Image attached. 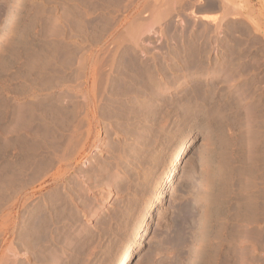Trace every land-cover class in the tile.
<instances>
[{"label":"rangeland","instance_id":"1","mask_svg":"<svg viewBox=\"0 0 264 264\" xmlns=\"http://www.w3.org/2000/svg\"><path fill=\"white\" fill-rule=\"evenodd\" d=\"M135 97L159 114L125 156L145 209L78 264H264V0H0V264L35 263L18 222L56 204L65 174L97 200L81 230L113 217L125 172L97 188L87 172L127 134L115 99Z\"/></svg>","mask_w":264,"mask_h":264},{"label":"bare ground","instance_id":"2","mask_svg":"<svg viewBox=\"0 0 264 264\" xmlns=\"http://www.w3.org/2000/svg\"><path fill=\"white\" fill-rule=\"evenodd\" d=\"M224 1V0H223ZM229 1V0H226ZM177 2V1H176ZM175 3V2H174ZM226 4V3H225ZM224 4V6H225ZM228 4V3H227ZM227 6V5H226ZM225 6V7H226ZM229 6V5H228ZM242 6V5H241ZM231 7V6H230ZM229 7V8H230ZM224 9V8H223ZM227 9V7H226ZM231 9V8H230ZM234 9V8H233ZM229 10V9H228ZM173 11V10H172ZM175 11V10H174ZM227 11V10H226ZM228 12V11H227ZM170 13V12H168ZM167 13V14H168ZM165 14V13H164ZM202 19L204 20H213L216 21L218 19L217 16L215 15H202L201 16ZM198 61V60H197ZM155 63V62H154ZM164 63V62H163ZM170 63V62H169ZM184 63V62H183ZM186 63V62H185ZM214 63V62H213ZM217 63V62H216ZM114 64V63H113ZM116 64V63H115ZM139 64V63H138ZM149 64V63H148ZM160 64V63H159ZM165 64V63H164ZM168 64V63H167ZM173 64V63H172ZM193 64V63H192ZM212 64V63H211ZM215 64V63H214ZM109 65V64H107ZM143 65V64H142ZM153 65V64H152ZM156 67V64H154ZM153 65V66H154ZM169 65V64H168ZM186 65V64H185ZM205 64H201L200 67L202 69H205L204 66ZM216 65V64H215ZM219 65V64H218ZM224 65V64H223ZM113 66V65H112ZM149 66V65H148ZM162 66V65H161ZM189 66V65H188ZM195 66V65H194ZM205 66L211 67L208 64H206ZM217 66V65H216ZM103 67V66H102ZM144 67V66H143ZM167 67V66H166ZM197 67H199L197 65ZM199 67V68H200ZM207 67V68H208ZM213 67V66H212ZM100 68V67H99ZM132 68V67H131ZM153 68V67H151ZM161 68V67H158ZM186 68V67H185ZM206 68V70H207ZM214 68V67H213ZM218 68V67H217ZM134 69V68H133ZM164 69V68H163ZM174 69V68H173ZM176 69V68H175ZM180 69V68H179ZM215 69V68H214ZM213 69V70H214ZM99 70V69H98ZM181 70V69H180ZM199 70V69H198ZM212 69H209L208 71H210ZM216 70V69H215ZM223 70V69H222ZM148 71V70H146ZM174 71V70H173ZM176 71V70H175ZM194 71V70H193ZM196 71V70H195ZM103 72V71H102ZM105 72V71H104ZM126 72V71H125ZM186 72V71H185ZM211 72V71H210ZM166 73V72H165ZM178 73V71H177ZM207 73V72H206ZM100 75V73H98ZM97 74V75H98ZM167 74V73H166ZM220 74V73H219ZM109 75V74H108ZM123 75V74H122ZM121 75V76H122ZM125 75V74H124ZM137 75V74H136ZM146 75V74H145ZM176 75V74H175ZM105 76V75H104ZM112 76V75H111ZM154 76V75H153ZM156 76V75H155ZM162 76V75H161ZM193 76V75H192ZM103 77V76H101ZM99 76V78H101ZM128 77V76H127ZM173 77V76H172ZM175 77V76H174ZM107 78V77H106ZM121 78V77H120ZM152 79V78H150ZM159 79V78H158ZM171 79V78H170ZM214 79V78H212ZM211 79V80H212ZM121 80V79H120ZM124 80V79H123ZM167 80V79H166ZM219 80V78H218ZM96 81V80H95ZM131 81V80H130ZM157 81V80H156ZM180 81V80H179ZM216 80H214L213 82H215ZM100 84V81H98ZM106 82H109L106 80ZM134 82V81H133ZM206 82V81H205ZM104 83V81H103ZM127 83V82H126ZM132 83V82H131ZM163 83V82H162ZM201 83V82H200ZM210 83V81H209ZM207 83V84H209ZM217 83V81H216ZM219 83V82H218ZM224 83H225V79H224ZM96 84V83H95ZM97 84V85H98ZM106 84V83H105ZM120 84V83H119ZM138 84V82H137ZM196 84V83H195ZM102 85V84H101ZM133 85V84H132ZM199 85V84H198ZM213 85H216L215 83ZM121 86V85H120ZM137 86V85H136ZM135 86V87H136ZM141 86V85H140ZM159 86V85H158ZM100 87V86H99ZM104 87V86H103ZM132 87V86H131ZM215 87V86H214ZM98 88V87H97ZM142 88V87H140ZM147 88V87H146ZM201 88V87H200ZM205 88V87H204ZM218 88V87H216ZM232 88V87H231ZM100 89V88H99ZM112 89V88H111ZM127 89V88H126ZM135 89V88H133ZM131 89V90H133ZM196 89V88H195ZM105 90V89H104ZM152 90V89H151ZM154 90V89H153ZM209 90V89H208ZM96 91V90H95ZM120 91V90H119ZM185 91V90H184ZM100 92V91H99ZM136 92V91H135ZM143 92V91H142ZM200 92V91H199ZM205 92V91H204ZM231 92V91H229ZM86 93V92H85ZM133 93V92H132ZM201 93V92H200ZM232 93V92H231ZM102 94V93H101ZM117 94V93H115ZM140 94V93H139ZM154 94V91H153ZM216 94V92H215ZM230 94V93H229ZM134 95V94H133ZM138 95V94H137ZM152 95V94H151ZM199 95V94H198ZM202 95V94H201ZM212 95V93H211ZM231 95V94H230ZM90 96V95H89ZM213 96V95H212ZM145 97V96H144ZM155 97V96H154ZM157 97V96H156ZM181 97V96H180ZM209 97V96H208ZM228 97V96H227ZM230 97V96H229ZM238 97V96H236ZM236 97L234 98L236 100ZM215 98V97H214ZM213 97L211 98L212 100L214 99ZM240 98V97H239ZM237 98V99H239ZM87 99V98H86ZM85 99V101H86ZM111 99V98H110ZM109 99V100H110ZM123 99V98H122ZM122 99H115V104L117 102L120 104V106H116L115 104V108L112 106L110 107V105L106 106L107 111H109V107L111 108V110L109 111V113H111V122L112 124H114L116 127H124L125 129V133L127 132V134L125 135V138H115L112 143L113 146L108 144V148L113 147V151L112 153L107 154V159L105 160V162L100 163L97 167L95 165V168H93L89 173L87 172V178L88 181L90 182V184L92 185V187L97 188L98 186L101 187L102 185H106L108 183H112L113 179L115 176L119 175L117 174L120 171L125 172L126 176L124 177H117L118 179H116L120 190L122 191V193L124 194V198L125 201L122 203L121 206H119V208L116 210L115 213H113V217L111 214V217L109 218H103V221H101V228L98 231H93V230H89L87 228H83L82 230L80 229L81 227V217L82 214H88L89 212H91L93 210V208L95 207V205L97 204V200L95 198H92L91 196H89L88 191L86 190V186L83 187L81 184L75 182L72 180H70V177L68 174L64 175V179H62L63 181H65L66 185H65V192L60 193L62 195H59L57 197V201L60 199V205L59 201L56 204L53 202H50L52 204L47 206V205H32V219L29 222H26L27 224H23V227L25 226L26 229L24 231H22V221L18 222V246L20 249H29V250H33L35 252L34 253V257L33 254H31L30 259H34L35 263L34 264H78V256L84 254L85 252L87 253L88 251H86L88 249L89 246H91L92 244H95L96 242H98L99 238H102V236L104 237H113L114 241L112 243H116L118 241V239H116L117 237H119V235H125L127 234L126 232H128L127 230L129 229V224H131L130 220H137L140 215L142 214V210H144V203L143 200H145V194L144 192H142V190H140L141 188H143V186L138 185L137 182H135V179L133 177L132 173H129V171L127 169V160L125 161V156L128 157L129 152H133V148H132V142H136L137 144H144L145 142V135H144V130L146 128V124L147 123H151V122H156L157 120V115L159 114H155L157 111L153 110L152 111V115L151 113L145 112L146 108L143 110L141 109V107H139L137 105V99L139 98H134V99H129V100H122ZM203 99V98H202ZM208 99V98H207ZM211 99H210V103H211ZM233 99V100H234ZM108 100V101H109ZM145 100V99H144ZM216 100V99H215ZM240 100V99H239ZM238 100V101H239ZM84 101V103H85ZM112 101V100H111ZM143 101V100H142ZM221 101V100H220ZM228 101V100H227ZM237 101V100H236ZM110 102V101H109ZM114 103V101H112ZM155 102V101H154ZM178 102V101H177ZM235 102V101H234ZM240 102V101H239ZM205 103V102H204ZM217 103V102H216ZM224 103V102H221ZM233 103V102H232ZM238 103V102H235ZM83 104V101H82ZM108 104V102H107ZM139 104V103H138ZM156 104V103H155ZM185 104V103H184ZM207 104H209V102H207ZM81 105V102H80ZM86 106V104H83ZM158 105V103H157ZM180 105V104H179ZM211 105V104H210ZM217 105V104H216ZM221 105V104H220ZM229 105V104H228ZM190 106V105H189ZM224 106V105H223ZM230 106V105H229ZM239 106V105H238ZM80 108V107H79ZM85 108V107H84ZM103 108V107H102ZM152 108V107H151ZM156 108V107H155ZM180 108V107H178ZM189 108V107H188ZM150 109V107H149ZM177 109V108H176ZM190 109V108H189ZM192 109V108H191ZM227 109V108H226ZM229 109V108H228ZM81 110H84V112L86 113L85 109H83V106L81 108ZM148 110V109H147ZM206 110V109H205ZM221 111V108L218 109ZM225 110V109H224ZM235 110V109H234ZM102 111V110H101ZM162 111V110H160ZM174 111V110H173ZM191 111V110H190ZM189 111V112H190ZM215 111V110H214ZM76 112V111H75ZM84 112L82 115H84V118L82 120H84L85 118H87L89 116V114L93 113V106L91 105V107H89V114L87 117H85ZM151 112V111H150ZM208 112V111H207ZM212 112V111H211ZM218 112V111H217ZM70 113V112H69ZM108 113V112H107ZM109 113L107 115H109ZM159 113V112H158ZM167 113V112H166ZM67 114V113H66ZM171 114V113H170ZM4 115V114H3ZM71 115V114H70ZM156 115V116H153ZM167 115V114H166ZM173 115V114H172ZM170 116V115H169ZM188 116V115H187ZM69 117V116H68ZM80 117V116H79ZM78 117V118H79ZM83 117V116H82ZM90 118L92 117L89 116ZM95 117V116H94ZM94 117H92L94 119ZM107 117V116H106ZM109 117V116H108ZM172 117V116H171ZM185 117V116H184ZM183 117V118H184ZM209 117V116H208ZM216 117V116H215ZM225 117V116H224ZM103 118V117H102ZM189 118V117H188ZM74 119V118H73ZM92 119V120H93ZM67 120V119H66ZM96 120V119H95ZM107 120V119H106ZM110 120V119H108ZM3 122V121H2ZM86 122L81 121V123ZM96 122H94L95 124ZM108 123V122H107ZM7 124V123H6ZM66 124V123H65ZM70 124V123H69ZM88 124V122H87ZM92 124V123H91ZM99 124V123H98ZM108 124H110L111 127V123L109 122ZM155 124V123H154ZM154 124H151L150 126L152 127ZM76 125V124H74ZM85 125V124H84ZM83 125V126H84ZM77 126V125H76ZM82 126V127H83ZM63 127V126H62ZM81 127V126H79ZM87 127V126H86ZM95 127V126H94ZM84 128V127H83ZM107 128V127H106ZM114 128V127H112ZM75 129V128H74ZM86 129V128H85ZM90 129V128H89ZM119 129V128H118ZM121 129V128H120ZM82 130V129H81ZM80 130V131H81ZM110 130V128H109ZM108 130V131H109ZM112 130V129H111ZM116 130V129H115ZM163 130V129H161ZM5 131V130H4ZM74 131V130H73ZM89 131V130H88ZM76 132V131H75ZM91 132V131H89ZM88 132V135L90 134ZM120 132V130H119ZM123 132V131H122ZM110 133H112L110 131ZM108 133V134H110ZM117 135H118V131H116ZM158 133V132H157ZM160 133V132H159ZM158 133V134H159ZM93 134V133H92ZM108 134H106L108 136ZM114 134V133H113ZM74 135V134H73ZM96 135V134H95ZM112 135V134H111ZM123 135V134H122ZM71 136V135H70ZM84 136V135H83ZM82 136V137H83ZM90 136V135H89ZM94 136V135H93ZM115 136V135H114ZM119 136V135H118ZM87 137V136H86ZM65 138V137H64ZM68 138V135H67ZM66 138V139H67ZM76 139H78L77 137H75ZM85 138V137H84ZM96 138V137H95ZM108 138V137H107ZM148 138V136H147ZM155 138V137H154ZM71 139V138H70ZM82 139V138H81ZM88 139V138H87ZM110 139H112L110 137ZM157 139V138H156ZM63 141V140H62ZM76 141V140H75ZM128 141H131V143H128ZM70 142H72L71 140L69 141L68 144H70ZM82 142V141H81ZM84 142V140H83ZM94 143V141H91ZM109 142H111L109 140ZM66 143V144H67ZM65 144V143H64ZM67 144V145H68ZM73 145V143H71ZM81 144V143H80ZM90 144V143H88ZM146 144V143H145ZM149 144V142H148ZM77 145V144H76ZM75 145V146H76ZM82 145H84L82 143ZM63 146V145H62ZM81 146V145H80ZM90 146V145H89ZM111 146V147H110ZM144 146V145H143ZM147 145H145L146 147ZM78 147V146H77ZM136 147V146H135ZM144 147V148H145ZM64 148V147H63ZM68 148V147H67ZM81 148V147H80ZM106 148V147H105ZM107 148V149H108ZM73 149V148H72ZM77 149V148H74ZM132 149V150H131ZM139 149V148H138ZM63 150H66L63 149ZM80 150V149H79ZM86 150V149H85ZM105 150V149H103ZM111 149H108V152ZM107 151V150H106ZM142 151V150H141ZM78 152V151H77ZM117 154H115V153ZM67 153V152H66ZM85 153V152H84ZM136 154H139V151L135 150ZM106 154V153H105ZM131 154V153H130ZM141 154V153H140ZM88 155V154H87ZM119 155V156H118ZM71 157V155H70ZM103 157V156H102ZM101 155H100V160L102 159ZM139 157V155H138ZM141 157V155H140ZM98 158V157H97ZM104 158V157H103ZM133 158V157H132ZM64 159V158H63ZM73 159V158H72ZM130 159V158H129ZM128 159V160H129ZM95 160V159H94ZM104 160V159H103ZM132 160V159H131ZM134 160V159H133ZM67 161V160H66ZM99 161V160H98ZM97 161V163H98ZM139 161V160H138ZM63 162V161H61ZM60 162V163H61ZM115 170V171H114ZM66 171V170H65ZM65 173V172H64ZM67 173H69L67 171ZM122 173V172H121ZM135 173V172H134ZM136 174V173H135ZM84 175V174H83ZM123 175V174H122ZM85 176V175H84ZM86 179V178H85ZM137 179V178H136ZM137 181V180H136ZM147 182V181H146ZM85 183V182H84ZM116 184V183H115ZM52 186V185H51ZM107 186V185H106ZM91 187V186H90ZM58 188V187H57ZM103 188V187H102ZM91 189V188H90ZM98 190V189H97ZM100 190V189H99ZM55 191V190H54ZM144 191V190H143ZM52 193V192H51ZM92 193H95L94 190L92 191ZM121 193V194H122ZM55 194V193H54ZM53 195V194H52ZM98 195V194H97ZM148 195V194H147ZM54 197V196H53ZM55 198V197H54ZM55 204V205H54ZM111 213V212H110ZM31 217V216H30ZM104 217V216H103ZM135 218V219H134ZM137 218V219H136ZM23 219V218H22ZM101 219V218H100ZM111 220L116 223V225H114V229H112L111 227L113 226H109V223L111 222ZM135 222V221H134ZM134 222L133 223V227H134ZM86 223V222H85ZM112 224V222H111ZM110 224V225H111ZM113 225V224H112ZM131 227V226H130ZM21 228V229H20ZM99 228V227H98ZM130 230V229H129ZM27 231V232H26ZM106 237V238H107ZM123 237V236H122ZM121 238V237H120ZM105 239V238H103ZM122 239V238H121ZM126 240V239H125ZM112 241V240H111ZM110 241V242H111ZM121 241V240H120ZM103 242V241H101ZM106 242V241H105ZM123 243V242H122ZM120 244V243H119ZM100 245V244H99ZM93 246V245H92ZM109 246V244L107 245ZM91 249V247H89ZM106 248V247H105ZM18 249V247H17ZM95 251V249H94ZM93 251V252H94ZM32 253V252H31ZM102 253V252H101ZM92 254V252H91ZM95 254V253H94ZM26 255V253L24 254ZM14 256V255H13ZM22 256V255H21ZM84 256V255H82ZM81 256V258H82ZM89 256V255H88ZM93 256V255H92ZM26 257V256H25ZM90 257V256H89ZM88 257V258H89ZM84 262L85 261V257H83ZM87 259V258H86ZM26 260V259H25ZM80 260V259H79ZM82 260V259H81ZM82 260V261H83ZM95 260V259H94ZM5 261V260H4ZM83 262V263H84ZM6 263V262H5ZM81 263V262H80ZM84 263V264H85ZM88 264V263H87Z\"/></svg>","mask_w":264,"mask_h":264}]
</instances>
